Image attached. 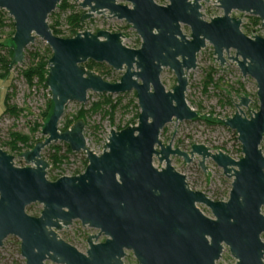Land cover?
<instances>
[{"label": "water", "instance_id": "obj_1", "mask_svg": "<svg viewBox=\"0 0 264 264\" xmlns=\"http://www.w3.org/2000/svg\"><path fill=\"white\" fill-rule=\"evenodd\" d=\"M77 1L88 9L82 21L109 13L108 17L131 24L142 43L139 48L128 47L123 33L107 30L56 35L48 19L61 0H0V9L14 20L15 33L11 43L6 41L13 49L12 64L23 62L25 49L36 36L51 48L46 85L53 103L48 120L44 119L45 138L20 153L29 165L17 166L15 156L0 148V247L8 236L18 237L27 264H125L127 251L133 252L138 264H217L226 247L235 264H264V153L260 147L264 140V36L247 35L241 29L242 19L232 16L233 11L250 13L264 27V0H217L223 14L210 20L204 18L202 0H168L164 5L155 0ZM183 25L190 27V35L184 33ZM208 42L214 47L213 60L224 65L226 53L243 76L256 80L260 104L249 117L243 109L251 102L247 93L236 94L240 98L237 110L225 119L212 113L199 116L188 104V73L197 68L198 53ZM231 49L235 56H229ZM89 60L106 63L122 71V76L108 81L86 67ZM164 68L176 76L171 90L161 80ZM132 90L140 107L138 121L121 130L112 128L101 153L87 146L84 119L60 131V119L70 101L85 103L90 91ZM198 117L221 121L235 130L242 157L213 152L203 143L183 150L172 141H161L162 130L174 119ZM58 141L74 152L84 151L88 164L81 173L50 180L51 164L42 151ZM174 156L186 163L197 159L204 172L207 161L213 160L232 179L228 199L213 200L192 189L187 176L173 166ZM155 158L164 165L157 167ZM209 176L210 171L208 184ZM34 203L43 206L39 216L27 212ZM199 204L210 208L213 217ZM75 220L98 231L89 234L86 252L59 234Z\"/></svg>", "mask_w": 264, "mask_h": 264}, {"label": "rangeland", "instance_id": "obj_2", "mask_svg": "<svg viewBox=\"0 0 264 264\" xmlns=\"http://www.w3.org/2000/svg\"><path fill=\"white\" fill-rule=\"evenodd\" d=\"M155 1L163 5L168 3V0ZM67 3L69 8L64 11L60 10L59 4L54 11V18L48 19L50 25L56 24L61 31L62 37L70 34L72 28L71 17L76 14H85L88 10L83 9L77 0H67ZM121 3L131 5L128 1H121ZM201 3L203 5L202 13L205 14L204 18L206 20L223 14V10L218 6L217 0H202ZM0 11V20H2V24H0V41L9 46L6 41L10 39L9 36L14 27V20L6 10L0 9ZM108 16L109 13L106 15L96 14L92 18L81 20L79 32L85 30L93 33H97L99 30L121 32L125 36L124 45L132 48L141 46L142 39L131 24L125 20ZM232 16L242 19L241 29L247 35L254 36L258 34L264 36L262 21L255 23L257 16L239 11H233ZM182 29L184 33L191 34L189 26L183 25ZM47 48L50 47L46 41L36 36L35 41L26 47L23 62L12 64L9 75H0V148L15 156L17 166L29 165L24 157L20 156V153L32 149L30 148L31 143H36L45 138L42 134V128L45 123L44 119L47 115L51 93L49 88H44L38 83V80H35L34 85L30 86L23 71L31 65L33 53L40 52L43 54ZM3 53L8 54V50L5 49ZM213 53L214 47L208 42L206 47L198 53L197 68L188 73L189 84L186 91L188 104L199 112V116L204 115V113L209 116L212 113V117L225 119L235 114L237 110L236 104L240 102L239 96H246L245 93H247L249 94L247 97L251 99V102L249 107H243V109L249 117L251 110H258L260 104L256 80L251 76H243L237 63L227 58L228 55L226 53L227 61L224 65H221L216 58L213 60V57H215ZM235 53V50L231 49L229 56H235ZM222 68L225 70H222ZM0 72L4 73V70L0 69ZM100 75L108 81L116 82L122 76V71L111 68L110 72ZM161 80L167 90H171L176 84L174 71L170 68H164ZM221 87L226 88L230 93ZM135 93L132 90L126 93L110 94L114 102L119 96L122 98L121 104L114 113V118L111 119L109 115L104 113L106 110H110V106L103 104L101 110L95 111L91 109L94 103L103 100V94H109L90 91L87 102L70 101L66 105L65 112L60 119L59 129L64 131L67 124L70 128L78 120L76 119L78 113L84 109L87 111L84 131L87 138V146L99 154L103 151L110 130L112 128L118 130V127H124L126 124L131 123L136 118V114L140 112ZM8 94H10L9 102L6 101ZM130 101H133L137 108L134 105H129ZM9 106H16L19 111H9ZM175 128L177 131L174 134ZM15 132L30 138L28 146L23 143H16L17 149H13V133ZM160 139L164 144L172 141L174 147H180L183 150H190L194 143H203L213 152L220 150L236 159L241 158L243 155L242 145L235 130L224 125L221 121H211L202 117L185 121H176L174 119L162 130ZM67 145L66 142L58 141L50 144L42 151L43 157L51 164L48 169V179L55 180L63 175H74L77 171H84L85 160L87 159L86 153L84 151L68 152ZM260 147L264 153V140ZM56 158L57 162L55 163L54 159ZM172 158L173 166L187 176L188 183L192 189L205 192L213 200L228 199L232 179L225 176L223 169L213 160L209 159L207 161L208 170L204 172L199 166L197 159L192 163H186L182 157L174 156ZM154 164L157 167L164 165L157 158L154 159ZM51 167H54L55 170H52ZM209 171L211 176H209L208 184L207 175ZM199 207L206 215L213 217L210 208L204 204H199ZM42 208L41 204L34 203L27 207V212L31 215L39 216ZM262 212L264 214V207ZM94 233H97L94 229L84 228L78 222L73 223L67 229L59 231L63 239L83 252H86L88 247L86 238L89 234ZM262 238L264 240V234ZM20 242L18 237L12 235L4 240V245L0 247V264H27L26 259L21 254ZM124 262L125 264H137L132 251H127ZM235 262L236 259L231 255L229 248L226 247L217 264H235ZM47 263L55 264L52 261H47Z\"/></svg>", "mask_w": 264, "mask_h": 264}, {"label": "trees", "instance_id": "obj_3", "mask_svg": "<svg viewBox=\"0 0 264 264\" xmlns=\"http://www.w3.org/2000/svg\"><path fill=\"white\" fill-rule=\"evenodd\" d=\"M67 8H69L67 0H61L59 9L64 11ZM0 13H1V11H0ZM54 16H55V13L53 12L50 14L49 18H54ZM82 16H83V14H76V15H74V17H71L72 28H71L70 34L63 36V37H73L79 32V28L81 27ZM259 22H260V18L258 17V18H256L255 23H259ZM0 24H2V20H0ZM50 26L56 35L61 36V31L57 28L56 24H52ZM14 33H15V29L13 27V30L9 36L10 43H11V37L14 35ZM5 49L8 50V54L3 53V51ZM51 56H52L51 48H47L43 54L40 52H35L32 54V60L33 61L31 63V65L23 71V74H24V76H25V78H26V80L30 86H33L34 81L38 80V83L40 85H42L44 88H47L46 79H47V75H48V71H49V59L51 58ZM12 59H13L12 47L10 45L7 46L0 41V69L4 70V73L0 72L1 76L9 75L10 66L12 65ZM85 65L88 69L99 72L100 74H104L105 72L108 73L111 71V67L106 63H98V62H95L93 60H89L88 62L85 63ZM103 95H104L103 100L94 103L92 105L91 109L97 111V110L102 109L103 104L108 105V106H110V110H106L104 113L106 115H109L110 118L113 119L114 113H115L117 107L121 104L122 98L119 96V98H117L116 102H114L112 99V95H110V94L109 95L103 94ZM135 95H136V93H135ZM9 100H10V94L7 95L6 101L9 102ZM49 100L50 101L48 104L46 121L48 120V118L52 112V107H53L52 99L50 98ZM129 103H130L129 105H134L133 101H130ZM134 106L137 108L136 104ZM8 110L12 111V112L19 111L16 106H9ZM86 114H87V111H85L83 109L78 113V115L76 116V119L86 120ZM138 116H139V112L136 114V118L131 123L126 124L124 127H118V130L123 129L130 124H136L137 120H138ZM68 128H69V126L67 124L65 127V130ZM29 140H30V138L28 136L15 132V133H13L14 145L12 147H13V149H17L16 143H23L24 145L28 146ZM35 144L36 143H31L30 148H33ZM67 146H68V152H71L72 150L70 149V146L69 145H67ZM57 150H59V149L57 148ZM54 162L55 163L57 162V158L54 159ZM87 164H88V160L86 159L84 167H86ZM81 172L82 171H77L75 174H78Z\"/></svg>", "mask_w": 264, "mask_h": 264}, {"label": "flooded vegetation", "instance_id": "obj_4", "mask_svg": "<svg viewBox=\"0 0 264 264\" xmlns=\"http://www.w3.org/2000/svg\"><path fill=\"white\" fill-rule=\"evenodd\" d=\"M75 222H78V223H79L82 227H84V228L93 229V228H91V227L88 226V225H84V224H82V222L79 221V220H75L74 223H75ZM69 227H70V226H69ZM69 227H68V228H69ZM64 229H67V228H64ZM62 230H63V229H62ZM94 234H95V233H94ZM90 235H91V234H90ZM90 235H89V236H90ZM89 236H88V237H89ZM88 237L86 238V244H87V245H88ZM104 239H105V237H104V236H101L99 240H100V241H103ZM64 240H65V239H64ZM87 248H88V247H87ZM137 264H138V263H137Z\"/></svg>", "mask_w": 264, "mask_h": 264}, {"label": "built area", "instance_id": "obj_5", "mask_svg": "<svg viewBox=\"0 0 264 264\" xmlns=\"http://www.w3.org/2000/svg\"><path fill=\"white\" fill-rule=\"evenodd\" d=\"M95 230V229H94ZM96 232H98L97 230H95ZM95 234H97V233H95Z\"/></svg>", "mask_w": 264, "mask_h": 264}]
</instances>
